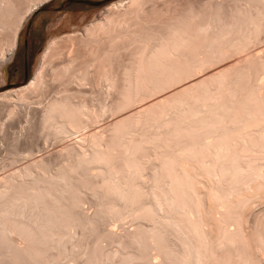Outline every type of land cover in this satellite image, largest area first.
<instances>
[{
  "label": "bare ground",
  "instance_id": "1",
  "mask_svg": "<svg viewBox=\"0 0 264 264\" xmlns=\"http://www.w3.org/2000/svg\"><path fill=\"white\" fill-rule=\"evenodd\" d=\"M47 1L49 0H28L27 8L19 14L20 11L15 8L16 0H0V33L13 30L11 20H15L12 37L5 40L7 44L5 49L3 48L4 51L0 49V65L11 58L15 48L16 33L22 23L33 10ZM152 1L117 0L104 7L97 18L90 21L81 33L76 31L77 33L64 36L69 50L67 58L57 63L58 67L54 71L51 68L54 78L50 76L52 80L54 79V83L60 84L61 90L57 92V96L45 100V103L38 102L42 107L40 106L37 115H33V118L37 117V131H42L44 134L46 132L45 138H42L60 140L64 137H72L71 140L74 139L75 143L69 144L70 146L64 145L51 156L34 159L0 178V264H61L59 259L64 256L75 260L76 264H101L99 262L101 259L99 260L98 257L100 255L98 253L102 251L99 245L102 241L101 236L106 239V237H113V233L111 231L102 232L99 227L109 217L118 219L122 216L132 218L135 223L136 220L138 221L134 231L127 230L130 240L125 243L133 245L132 248L138 251L136 257L139 262L134 264H175L174 261L177 258H179L178 262L175 261L177 264H218L219 260L216 258L219 256V247L221 253L225 250V246L226 248L232 246L233 242L229 244V241H235L238 238L243 243L235 241L233 246L227 250L235 248V252L238 250V253H241L242 249L245 253L251 251V249L248 250L249 239L245 241L246 235L239 237L234 234L231 235L233 238L231 239L229 234L233 232L223 227L226 233L221 227L219 228L222 230L218 229V232L224 233L226 237L220 232L219 235L216 232L217 235L213 237L214 231V233L211 232V236L201 227L202 225L198 224V227L196 225L192 228L194 230L192 232L193 230L186 226L188 222H183L185 214L181 215L185 211L181 214L183 208L180 205L179 208L177 203L175 206L180 211L172 206L170 196L165 197L166 206L162 207L163 209H161L162 205L154 202L153 197L157 189H161L167 195L170 192L168 187L171 182L174 183V180H179L177 181L179 185L180 181L183 183L180 189L182 188L181 192L186 195V198L190 192L191 195L194 193L202 196H208L209 192L218 193L220 188H223V182H221L223 176L221 175H228L227 179L229 181L232 179L233 183L236 181V185L234 184L235 186L231 189H223L228 191L225 196H232V200L236 198L237 202L242 203L247 201L250 195L264 196V170L259 168L262 165L256 163L262 157L264 158V107H262L264 106V48L261 49L260 46L256 52H247L239 58L234 57L235 59L231 58L232 60L223 61L224 63L220 62V65L218 64L211 70L209 66V71L200 74L201 76H195L196 78L192 80L188 79L189 81L187 80L178 87L158 95L162 88L169 86L180 75L188 76L196 69L200 71L203 66L202 55L207 51L210 53L220 41L221 34L220 37L218 36L220 32L218 15L220 13L218 14L217 10L213 11L211 19L207 21L199 1L200 4L197 6L187 3L191 7L187 8L185 5L187 10L183 14L186 15L179 18L180 20L178 19L175 25L164 24L167 27L164 26L166 30L163 28L165 33L161 29L157 34L154 26H161L162 21L160 20L159 26L157 25L159 21H153L152 18L157 16L156 19H158L159 14L156 15L155 13L158 12L154 9L151 11H154L156 16L150 12V8L157 5L155 0V6L149 5L153 4ZM248 4L252 10H247L248 26L245 25L246 28L243 29L239 41L243 47L259 38L257 37L260 36L259 33L264 32V0H248ZM154 28L156 33L153 31ZM59 39L54 38L48 42L47 49H45L47 53L50 51L53 55L55 52L52 51H56V47L57 50L60 49L57 46ZM227 46L230 48L227 47L228 54L235 51L236 46L232 45L231 48L229 43ZM125 47L128 50L132 48L129 51H132L134 56L129 53L131 64L126 66L115 64V58L122 53V50L125 52ZM58 52H61V49ZM132 57L133 60H131ZM174 64L177 71L175 73ZM178 67H181L180 72ZM177 73H180L179 76ZM175 76L178 77L175 78ZM146 78L150 80L145 81ZM251 78L254 83L250 84V86L253 85L250 89L247 88V82ZM41 80L43 78L39 72L26 85L0 93V101L23 102L28 95L39 88L42 84ZM0 83H3L2 78H0ZM72 86L76 91L70 93L74 89ZM95 89L96 91L98 89L96 93L103 94L105 90L110 92V90L118 89L119 94L114 101L112 100L113 102L110 103V100L105 103L103 98L95 100L96 97L94 95L92 97ZM68 90L70 91L67 92ZM67 93L72 96H65ZM84 93L89 94L86 96ZM156 93L157 96L151 98ZM149 96H151L149 101L131 111H126L135 100ZM257 101L261 102V104L258 102L261 106L257 104ZM12 103L14 102H11V105ZM15 106L17 107V104L13 107ZM237 110L245 113L241 121V116L238 117L240 118L238 122V119L233 121V113ZM11 113L9 116L14 115ZM108 113L115 114L116 117H113L116 119L111 125L108 124V128L100 129L102 133L105 130L106 136H102L100 131H84L88 125L97 121V117ZM183 113H185L184 116H182ZM174 115L177 118H172ZM229 117H233V120L227 124L225 122ZM135 128H137L136 131H134ZM150 128L158 131L151 132ZM202 130L208 133V137L207 135L204 136L205 138L201 135L199 138L194 137ZM133 132L136 135H133ZM195 132L197 134L193 135ZM197 138L199 141L196 143L194 139L197 140ZM206 138L210 140L204 142ZM186 141L191 142V145ZM111 145L112 147L117 146L122 152L119 157L127 167L125 171L123 170L124 176H119L117 171L114 172L108 164L111 159L115 158L111 153ZM188 145L187 148L183 147ZM11 151L15 152V150ZM27 153L30 152L27 151ZM13 155L15 158L16 155ZM92 170L96 172L93 174ZM209 174H214V177L221 176V180L215 181V178L213 177V180ZM144 175L148 177V181L143 179ZM175 176H179L178 179H175ZM241 177H248L253 185L246 186L247 182L243 185L240 183L241 188L239 186L238 188V181ZM198 178L205 179V181ZM198 185L205 188L204 195L201 194V190L198 191ZM225 188L228 189V186ZM190 197L188 195V198ZM193 197L196 198V196ZM90 200L95 205L92 216L81 211L82 205L91 203ZM203 201L205 203L206 200ZM200 204L202 208H199L200 215L198 216L206 217L210 212H206V205L204 206L202 201ZM158 207L162 215L158 214L160 210ZM204 210L206 214L208 213L207 215L203 214ZM177 212L182 218L176 217ZM199 212L197 211V214ZM177 219H182L186 225L183 224L181 227L182 222ZM197 219L199 221V218H196V221ZM139 220H146L150 222V225L148 226L145 221L147 226H144ZM179 221L181 225L178 224ZM188 221H190L189 217ZM237 224L235 231L242 234V220ZM184 226L187 227L186 232ZM73 230L80 232L79 238L73 239ZM186 233L195 238H190L191 236L189 237ZM130 234L134 236L133 240L138 241L131 240ZM220 235L221 238H219ZM92 236L96 237L92 243L88 242L91 246L84 248L87 245V238ZM98 236L101 237V241ZM222 236L224 239L227 237L230 239L221 242ZM256 237L258 238V235L252 238L256 240ZM214 238L215 240H212ZM193 239L196 242H192ZM142 240L145 242L144 245H148L147 247L150 246L153 250L160 251L159 254L162 253L161 262L153 263L155 260L152 262L149 260L150 256L145 255L150 248L145 247L147 249L145 253L142 251L145 248H140L142 252L138 249L141 247ZM256 241L260 244H257L258 247L261 246L264 243V236ZM246 243H248L247 249ZM250 245L253 247V244ZM263 246L264 244L261 248ZM214 251H217L216 258H213L215 256L213 254H216ZM123 255L121 257L119 254L125 259ZM119 261L120 258L114 263L118 264ZM121 263L125 262L120 261Z\"/></svg>",
  "mask_w": 264,
  "mask_h": 264
},
{
  "label": "rangeland",
  "instance_id": "2",
  "mask_svg": "<svg viewBox=\"0 0 264 264\" xmlns=\"http://www.w3.org/2000/svg\"><path fill=\"white\" fill-rule=\"evenodd\" d=\"M17 1L18 0H16L15 8H17V10L20 11V12L16 11V12H18L20 14L23 10H25L27 8L29 2H28V0H25L26 3L23 0H19L18 2ZM115 1H117V0H49V1L45 2L44 4L38 6L35 10H33L28 15L26 20L22 23L20 28L18 29V31L16 33L15 48H14L13 54H12L11 58L7 62H5L2 65H0V78L3 79V83H0V93H3L5 91H7V90L15 89V88L22 87V86L26 85L34 77V75L39 73V72L41 73V78H43V80H41L42 84L39 85V88H37L35 90V92L33 91L30 95H28L26 100H24L23 102L14 101V100L10 101L9 100V102L6 101V103H5L4 100L0 101V178L3 177L4 175L10 174L12 171H14V170H16V169H18L20 167H23L26 163H28V162H30V161H32L34 159L49 157V155L51 156L53 153L59 151L62 148V146H64V145H68V146L73 145L72 143L74 142V139L71 140L72 137H70V138L69 137H64V138H61L60 140L57 139L58 141L56 139H54V138L52 139V138H49V137H48L49 140L44 139L46 132L44 134V132H42V131H39V132L37 131L38 130V124L36 125L37 117L35 116V118H33V115H37L39 108L42 107L38 102L42 103L45 100L47 101V99L49 100L50 98H52V96L53 97L57 96V92H59V90H61L60 89L61 88L60 84H58L57 82L54 83V81H53L54 79L53 80L51 79V78H54L53 72H51V71L52 70L54 71L58 67V66H56L57 63L59 64L61 61H64L65 58H67V52L69 50H68V43L64 41V36H68L70 34L77 33V32L81 33L82 29L86 25H88L90 23V21H92L94 18H97V16L99 15L100 11L104 7H106L107 5H109V4H111V3L115 2ZM152 2H153V4L150 2L151 4H149V5L152 6V5L155 4V2L157 3V5L155 4L156 7L152 6L153 8L150 6L151 7L150 8V12L153 13V15H154V11L155 12L157 11L158 13H155V14L156 15L159 14L158 15L159 16L158 19H156L157 16L154 15V16H156V18L153 17L152 18V19H154L153 21H155V22L159 21V22H157V25L158 24L160 25L161 24L160 22L162 21L161 26L158 25L159 27H157L156 25L155 26L153 25L156 28L157 34L160 33L158 31H160L161 29L163 31H164V29L166 30L167 27L164 24H169L167 26H170V24L171 25H175L184 15H186V14H183V13H186L187 8H189V6L191 4H192L191 6H195V5L197 6L198 4H200V6H202V9L205 12L207 21L211 19V16L213 15V11L217 10L218 11L217 13L218 14L220 13V15L217 14L218 15V22L220 21L219 22L220 23V25H219L220 26V32L218 34L219 37H220V34H221V37L219 39L220 41H219L218 45L214 46L215 49L213 48V50L210 53H208L209 51H207V53H204L202 55L203 66H202V68H200V71H199V69L198 70L196 69V71L189 73L188 76H186V74H183V75L179 76L180 73H177L179 77L175 76V78L178 77V79L173 80L172 83L169 86H166V88H164V89L162 88L163 90L161 88H160L161 90L158 89V91L160 90L159 91L160 93L158 92V95L163 94L164 92H168L171 89H174V87L175 88L178 87V85H181L184 82H187L188 79L192 80V79H194L195 76L196 77L201 76L202 73L204 74V72L206 73L207 71H209L208 70L209 66H211V67H209L210 70H211V68L212 69L215 68L218 64L220 65L221 64L220 62H223V61L226 62L229 59L232 60V59H235V58H239V57L243 56L244 54H247V52L248 53L251 52V51L256 52V51H258V47H260V46H261L260 47L261 49L264 48V37L262 36V35H264V32H261V34L259 33V35L261 37L257 36L259 38H256L254 40V41L257 40V42H254V41L251 42L250 41L245 47H243L240 44V42H239L240 39H241L242 33H243L242 32L243 29H245L246 26H248L249 16H247V14H248L247 10H249V11L252 10V8H250L248 6L249 5L248 4V0H159V1L155 0V2L153 0ZM187 3H190V5H187ZM17 5H18V7L21 6L20 7L21 9L18 8ZM185 5L187 7L186 9H185ZM206 5H207V7H206ZM246 5L248 6V9H247ZM214 7H216V8H214ZM151 9H154V11L152 12ZM184 10H185V12H184ZM211 13H212V15H211ZM19 14H16V15L18 16ZM150 16H149V18H150ZM14 21L15 20H11V22H13V23H11V27L13 28V30H10V31L7 30V31H4V32L0 33V49L1 48L5 49L6 44H7L6 43L7 38L10 39L12 37V35H13L14 24H15ZM246 21H247V24H245ZM155 28L153 29V31L155 30ZM221 30H223V31L227 30V31L222 32ZM11 31H12V33H11ZM161 33H162V31H161ZM163 33H165V31ZM227 33H228V35H227ZM227 36H228V38H227ZM54 38H56V39L61 38L62 39V40L59 39L58 40L59 43H57V46L60 47L61 52H58L60 50L59 47H58L59 50H57V47H56L55 48L56 51H54V50L52 51V52H55V53H53V55L55 54L54 56H57L56 57L57 59L52 55V53L50 51H48V53H47V50H45V49H47L48 42H50V40L54 39ZM227 42L229 43V46L231 45V48H232V45L236 46L235 51L233 53H231V54H228L229 52L226 51L229 48L227 46L228 45ZM219 45H220V47H219ZM61 47H65V48H61ZM126 47H128V46L126 45ZM126 47L124 49L125 52L122 50V53L119 55L120 57L117 56L115 58V60H116V61L114 60L115 64H117V65L120 64L121 66H123V65L126 66L129 63L131 64L132 61L130 62V59H129L130 57L129 56H130V54H132L131 53L132 51L131 52H129V51L132 50V48L128 50V48H126ZM216 47H218V48H216ZM4 49L2 51H4ZM56 52H57V54H56ZM220 52H222L223 54H221ZM0 53H1V51H0ZM65 53H66V55H65ZM219 53L222 55L221 57H220ZM132 56H133V54H132ZM203 56H205V57H203ZM215 56H217V57H215ZM133 57L131 58V60H133ZM204 58H205V60H204ZM58 60H59V62H58ZM204 62H205V66L206 67L204 66ZM176 63H178V62H176ZM176 66H177V64H176ZM174 67H175V64H174ZM51 68H52V70H51ZM179 68H181V67H178V69ZM174 69H175L174 73L177 72L176 71V67ZM179 72H180V69H179ZM184 75H185V77H184ZM50 76H52V77L50 78ZM148 80H150V79H147L145 81H148ZM252 82H253V80L251 78V80H249V82H247V85H248L247 88H250L251 86H253V85L250 86V84H252ZM56 83H57V85H56ZM138 84L140 85V83H138ZM57 87H58V89H57ZM72 87H70V89ZM103 88L106 89L105 87H103ZM247 88H246V90H248ZM74 90H75V88L72 89V91L70 93H73ZM114 90H110V92L105 90L106 92L104 91V94H103L101 92L96 93L98 91V89H97V91L95 89V93L96 94L95 93L92 94V97L94 95L96 97L95 100L103 98L104 99L103 101L105 103H108L111 100L110 101V103H111V102L114 101L115 98H117V96L119 94V92H118L119 90L118 89H116L115 91ZM69 91L70 90H68L67 92H69ZM111 91H112V93H111ZM84 94L86 96H88L89 93H84ZM99 94H100V96H99ZM111 94H112V96H111ZM69 95H68V93H67V95L65 94V96H69ZM97 95H98V97H97ZM70 96H72V95H70ZM156 96H157V93L155 94V96L153 95V97H151V96L142 97V98L138 99V101L135 100L134 102H132L130 104V106H128L126 111H131L133 108H137L139 105L144 104V102L149 101L150 97L154 98ZM106 100H108V101L106 102ZM258 100H260V99H258ZM11 102H14V103H12V105H11ZM258 102L259 101H257V104H258ZM259 103L261 104V102H259ZM13 104L14 105L17 104V107L16 106L13 107L14 106ZM260 104H258V105H260ZM262 107H264V106H262ZM11 110L13 111L12 113L15 116L14 115L13 116H9L10 113H11L10 112ZM243 112L244 111L237 110L236 112L233 113V117L234 118L233 117H229V118H227L228 121L225 119L227 121L225 123L228 124V123H230V121L232 122L233 119H234L233 121H235L240 116H241L240 117L241 119L240 118L239 119L241 121L244 118L243 116L245 114V113L243 114ZM12 113H11V115H12ZM184 114L185 113H183L182 116H184ZM113 116H115V114L108 113V114H105V115H102V116L100 115L99 117H97V121H95V122L91 123L90 125H88L84 129V131L99 132L102 127H103L102 129L108 128V124L111 125L114 122V120L116 119L115 118L116 116L115 117H113ZM177 116H179V114ZM175 117H176V115H174L172 118H175ZM180 117L181 116H179V118ZM239 119L237 120V122L239 121ZM102 122H104V123H102ZM171 126L172 125L170 124V127ZM155 128L154 129L152 128V130L150 128V131L154 132L156 130ZM136 130H137V128L134 129V131H136ZM27 131H29V132H27ZM104 131L105 130H103V133H102V131H100L102 136H106L107 135V133L104 134ZM157 131L158 130H156V132ZM196 132L193 135H196L197 134ZM134 133L135 132H133L132 134L136 135V133L135 134ZM148 133H149V131H148ZM197 135L194 136V137H198L199 138V135L203 136L202 138H205L204 136H206V135L208 137V133L205 130L204 131L203 130L199 131ZM42 137H44V138H42ZM198 138H197V140L194 139L195 140L194 142L197 143L199 141ZM207 140H208V138L204 139V142H207ZM186 142L189 143L188 141H186ZM61 143H63V144H61ZM183 145H186V143L183 144ZM112 146L113 145H111V147ZM183 147L187 148V147H189V145L188 146H183ZM183 147L181 146V148H183ZM11 150H15V152L11 151ZM27 151L30 152V153H27ZM111 153L115 156V158H114V160L111 159L108 162V164L110 165L111 169L114 172L117 171L116 173L119 176H122V175L124 176L125 175L124 174L125 173L124 169H126L127 167H126V164L123 163L124 161L121 160V158L119 157V156H121V153H122L121 150H119V148L117 146H114V147L111 148ZM13 154L18 156V158L16 156H15V158H13L14 157ZM22 155L25 156V157H23ZM116 158H118V159H116ZM151 159H152V157H151ZM256 163L258 165H262L259 168L264 170V158L263 157L261 159H259ZM92 171H93L92 172L93 174L96 172L94 170H92ZM145 176L146 175L143 176V179L148 181V177L147 176L145 177ZM170 176L173 178L172 175H170ZM209 176L213 178L214 174H209ZM221 176H223L221 178L222 179L221 182H223L222 183L223 184L222 185L223 188H220L221 192L220 191L218 193L217 192H215V193L213 192V194H212V192L211 193L209 192L208 196L207 195L205 196L204 195L205 194L204 193L205 188L201 187V185H202L201 184V185H198V188H199L198 191L201 190L200 192L204 196H202L200 194L196 195L193 192L192 193L194 195L193 194L191 195V192H190V194L188 193V195H190L191 197L188 198V195H187V198H186V195L182 194V192H181L182 188L180 189V186H183L182 185L183 183L180 181V185H179V183L177 182L179 180H177V181H175V180L173 181L172 180L174 182L173 184L171 182V185L173 187L171 185L168 187V189L170 188V192L167 189L168 190L167 192H169V193L166 195L165 192H162L161 189H157L156 195L153 197V198H155L154 202L159 203L160 206L162 205L161 209H163L166 206L165 205V201H166L167 196L168 197L170 196L169 198L172 199V204H173L172 206H175L176 203H177L178 207L180 205V207L183 208V210L181 209V214H182L183 211L186 212V213L184 212L181 215V216H184V214H185V216L183 218L185 220L187 218V221L184 220L183 222H188L187 225H186L185 223L182 222V219H177V220H181L182 225H181L180 221L178 223L179 225H181V227L183 226V224H185L186 226H189L188 228L190 230H193L192 228H194L197 224L199 226L202 225L201 227L205 231H208L209 235L211 234V236H212L211 232L214 231L216 233V232H218V229L222 230L223 228L226 229V230H229L230 232H233V234L232 233L229 234L230 238L234 234H235V236H239V237L241 235L243 236V234L246 235L245 238H247V239L244 238L245 241L249 239L248 242L250 241L249 243L253 244V247H252V245L249 244L248 250L251 249V251H249L248 253L250 255L248 253H245L244 249H242L243 253L242 252L238 253V250H237V252H235V250H234L235 248L234 247H233L234 249H229V251L227 250L228 248H231L233 246V243L235 241L236 242H239V241L241 242L242 241L241 239L238 240L239 238L237 237L238 241L235 240V239H234L235 241H229V240H228L229 242L227 241L229 244H231L233 242L232 246L230 245L229 247L226 248V246L224 245L225 246V250H227V251H225L224 248H223L224 251H221V253H220V247H219V249H218L219 251L217 250L219 256L216 253L217 251L216 252L214 251L216 254H213V255H215V256H213V258H216V255H217L218 258H216V259H218L219 262H221V264H264V248H263L264 246L261 248V246L264 243L261 246H259L260 247L259 248L258 245H257L259 243H257V241H256L258 238L261 240V237L264 236V233H263V231H264V196L263 195H260V196L250 195V198L247 201L242 202V203L241 202H237L236 198H233V200H232L231 199L232 196H229L230 198L226 197L227 196L226 194L228 193V191H224V190L231 189L232 186L236 185V181L234 183H233L232 179H230V181H229V179H227L229 177L228 175H226V176L221 175ZM175 177H176L175 179H178L179 176L178 177L175 176ZM220 177H218V176L216 177L215 176L214 177L215 181L219 180ZM214 178H213V180H214ZM241 178H247L248 180L247 179L246 180L242 179L243 180L242 181ZM241 178H240L241 182L238 181L239 179L237 180L239 182V184L237 182V184H238L237 187L240 185V183H241V185H243L246 182H247L246 186H249L251 184L253 185V183L250 182L248 177H241ZM198 179L201 180L202 178H198ZM201 181L204 182L205 179H202ZM175 182H177V183H175ZM228 183L231 184V186ZM227 186H228V189L225 188ZM159 190H161V191H159ZM222 190H223L224 193L222 192ZM172 191L173 192L175 191V192L172 193ZM217 195H219V196L217 197ZM193 196H196V198L193 197ZM197 196H198L199 200L201 199L200 201H198ZM255 196H257V197H255ZM184 198L187 199V200H185ZM226 198H229L228 199L229 201L225 200ZM202 199L206 200L205 203H204V201ZM201 201L203 202L204 206L206 205V208H207V211L204 210L203 214L207 215L210 212V214H208L209 216L207 215L206 217L201 213V215H203V216H200V217L202 219H204V218L206 219L207 218L206 220H202L198 216V215H200V212H199L200 209L199 208H202V207H200L201 206V204H200ZM90 202H91V200H90ZM92 202L88 203V204L86 203V205H84L85 204L84 203L83 204L84 206L82 205V210L81 211H83V213L87 214L88 216H92V214L95 211V209H94L95 205ZM248 203H249V206H247ZM220 204H221V206H220ZM179 208H177V210L180 211ZM161 209L158 211L159 215H162ZM197 211L199 212V214H197ZM205 211L208 212V213L206 214ZM159 212H161V213H159ZM176 214L178 215L176 217L180 216L178 214V212ZM196 214H197V216H196ZM212 216H214V217H212ZM122 217L124 219H122ZM122 217H120L118 219L115 218V217H111V218L109 217L107 219V221L102 222L100 227H99V230H101L102 232L111 231V233H113V237H111V236L110 237H106V239L105 238L103 239L104 236H101L102 237V241L100 239L101 237L98 236L100 241H101V242H99L100 250L102 249L103 252L102 251L101 252L104 254L103 255L100 252V250L97 249L98 252H100V253H98L100 255L98 256V254H97V256L99 257V260L101 259L102 262L98 260L101 264H116L114 262L119 260V258H120V261H122L123 263L125 262L124 264H134L136 262L137 263L139 262V260L136 257V254L138 255V251L135 250L134 248H132L133 245L130 246L129 244H127V245H129V246H127L125 244L127 241L130 240V238H129L130 236H129L128 231H130V232L134 231V228L137 227V222L138 221L136 220V223H135V221L132 220V218H130L128 216L127 217L126 216H122ZM188 217H189L190 221H188ZM125 218H127V219L125 220ZM194 218H195V220H194ZM196 218H199L200 222L198 221V219L196 221ZM191 220L193 222H195V223L197 222V223L195 224V223L191 222ZM240 220H242V224H241L242 225L241 229L243 230L242 234L237 233L235 231L236 227H238L237 226L238 225L237 222L240 221ZM139 221L142 222L144 226L146 225V222H147L146 220H143V221L139 220ZM202 221H204V223ZM191 223H193V224H191ZM147 224L149 226L150 222L149 223L147 222ZM198 225H197V227H198ZM205 227H207L208 230ZM219 227H221V228L223 227V228L221 229ZM185 228H186L185 229V232H186L187 227H185ZM239 228H240V226H239ZM229 231H227V232L229 233ZM234 231H235V233H234ZM76 232H78V233H76ZM189 232H191V231H189ZM192 232H194V230ZM219 232H218V235H219ZM260 232H261V234H260ZM79 233L80 232L78 230H76L75 232L73 230L72 231L73 239L79 238L80 237ZM215 233H214L213 237H215L217 235V233L216 234ZM225 233H226V231H225ZM258 233L260 234V236L261 235L262 236L260 237ZM76 234H78L79 236L76 235ZM114 234H115V236H114ZM187 235H189V237L191 236V234H189V233ZM192 235H195V234L192 233ZM221 235L224 236L225 234L221 233ZM221 235H220L219 238H221ZM256 235H258V238L256 237L257 239L255 240V238H252V237H254ZM211 236H210V238H211ZM223 236H222L223 239H220L221 242H222V240L230 239L229 237L224 239V237H226V236H224V237ZM30 237H29V239H30ZM94 237H96V236H92V237L87 238V245H85L84 248H89L91 246V244L88 243V242L92 243V241L94 240ZM132 237H134V236L131 235V240L135 239V238H132ZM192 237L193 236H191L190 238H192ZM193 238H195V236ZM216 238L218 240V237H216ZM231 239H233V238H231ZM193 240L194 241H192V242H196L195 239H193ZM212 240H215V238L212 239ZM133 241H135V240H133ZM137 241L138 240L136 239L135 242H137ZM245 241H244V243H245ZM223 242H225V241H223ZM144 243L145 242L142 240L140 242L141 247L137 246L138 249H140V248L142 249V248H145V247L148 246V245H144ZM241 243H243V242H241ZM140 244H139V246H140ZM247 244L248 243H246V249H247ZM254 244L257 247L254 246ZM236 245H239V243H236ZM220 246H222V245L220 244ZM149 248H150V246L147 247V249H149ZM141 249H140V251H141ZM147 249L146 248L142 249V251H144L143 253H145L146 252L145 250H147ZM159 252L160 251H157L155 249L153 250L152 247H151L150 251L147 250L145 255L148 256V257L150 256L149 260H151L152 262H153V260H155L153 263H158V262H161L160 260H162V259H160L162 257V253L159 254ZM129 253H130V255H128ZM119 254H120V256L124 254L123 256H125V259H124V257L121 258L122 256L120 257ZM238 254H241V255H238ZM118 256H119V258H118ZM130 256H132L131 259H129ZM126 257L128 259H126ZM82 259H84V258H82ZM177 259H179V258H177ZM177 259L175 261H177ZM59 260H60L59 262L61 264H65V263L66 264H76L75 260H72L68 256H66V257L64 256V257L60 258ZM114 260H116V261H114ZM120 261H119V263L118 262L117 263L120 264ZM131 261H133V262H131ZM175 261H174V263L177 264ZM216 262H218V261H216ZM219 262H218V264H219Z\"/></svg>",
  "mask_w": 264,
  "mask_h": 264
},
{
  "label": "water",
  "instance_id": "3",
  "mask_svg": "<svg viewBox=\"0 0 264 264\" xmlns=\"http://www.w3.org/2000/svg\"><path fill=\"white\" fill-rule=\"evenodd\" d=\"M44 3V2H43ZM41 5V4H40Z\"/></svg>",
  "mask_w": 264,
  "mask_h": 264
}]
</instances>
